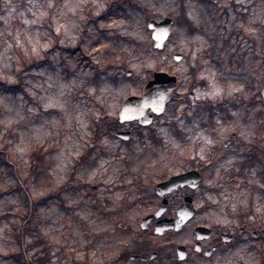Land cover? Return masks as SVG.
Listing matches in <instances>:
<instances>
[{
  "label": "rangeland",
  "instance_id": "rangeland-1",
  "mask_svg": "<svg viewBox=\"0 0 264 264\" xmlns=\"http://www.w3.org/2000/svg\"><path fill=\"white\" fill-rule=\"evenodd\" d=\"M108 1H0V78L15 80L14 68L20 67L22 58H47L45 51L53 48L46 65L25 74L23 91L0 86V152H5L10 164L0 163V191L21 183L31 199H37L62 188L59 196L38 205L32 222L38 229L36 235L50 247L47 264L107 263L125 239H121L120 229L125 220L108 210L127 207L135 199V175H142L147 184L149 172L157 168L174 172L180 159L209 157L216 142L205 111L190 103L189 90L200 101L232 100L228 106L233 119L224 121L217 114L214 123L221 143L231 141V130L241 127L250 115L258 116L257 125L264 124L262 107L254 104L248 109L245 105L252 97L246 94L247 83L254 84V98H260L258 90L264 84V0H189L186 16L197 28L194 31L178 20V0H137L141 9L130 7L128 15L88 23L87 17L98 16ZM239 10L247 13V19L239 17ZM165 16L175 22L165 50L158 51L147 22ZM118 35L137 43L116 41ZM175 52L184 55L181 61L174 60ZM199 65L197 76L202 84L196 85L191 71ZM154 71L178 78L165 115L152 130L138 132L131 145L110 136L96 141L93 154L100 157L92 165L80 167L72 179L75 160L88 151L93 140L95 117L102 112L117 116L123 100L140 94ZM250 123L252 126L254 121ZM39 146L51 153L46 167L35 175L30 170V155ZM227 158L220 166L230 170L227 166L234 157ZM225 177L219 175L218 181ZM67 182L73 184L63 186ZM206 200L217 201L207 216L228 220L225 194L206 195ZM25 210L18 192L12 189L0 195V264H20L2 256L19 250L13 224L21 225ZM140 212L143 209L131 211L129 216L134 219ZM33 239L27 235L28 242ZM244 249L242 253L236 250L232 264L260 262L255 250ZM37 250L39 247L31 253Z\"/></svg>",
  "mask_w": 264,
  "mask_h": 264
},
{
  "label": "flooded vegetation",
  "instance_id": "flooded-vegetation-1",
  "mask_svg": "<svg viewBox=\"0 0 264 264\" xmlns=\"http://www.w3.org/2000/svg\"><path fill=\"white\" fill-rule=\"evenodd\" d=\"M179 15L181 16V12ZM200 82L202 80L193 81L196 85L202 84ZM253 87L252 81L245 86L246 94L252 96L245 105L249 109V106L257 104L262 107L260 113L264 114V84L258 90L260 98H254ZM187 96L193 106L205 111L216 145L207 158H184L176 161L179 169L174 172L159 168L149 172L150 181L147 184L142 175H135V199L127 207L108 210L121 215L118 218L125 220L120 223L121 239H125L114 252L113 259L103 264H232L236 250L242 253L244 248V251L255 250L260 258L258 264H264V124L257 125L258 116L249 118L250 115L248 119L254 121L252 126L245 119L241 127L231 130V141L221 143V136L215 131L214 123L217 114L224 121L233 119L228 106L232 100L225 98L219 101H200L192 90H189ZM172 101L173 97L160 115L149 110L153 118L147 124H142L139 120L122 122L121 109L117 116L109 117L102 112L95 117L98 127L93 128V140L88 151L80 156L86 159L83 166L100 157L93 154L96 141L110 136L131 145L138 132L152 130ZM118 132H127L128 137L123 138ZM178 134L184 135L180 131ZM151 139L158 142L155 134H151ZM224 150L227 151L224 153ZM130 154L134 155L132 152ZM227 157H234L227 166L230 170L220 166L229 159ZM120 159L121 155H118V160ZM221 174L226 177L218 181ZM179 175H187L183 183L172 190L166 189L162 194L159 193L160 183ZM217 194H225L229 199L228 220L224 222L207 216L211 208L216 207L217 201H207L206 195L217 197ZM151 195L157 199L156 202H153ZM185 202L188 207L182 209ZM139 208L143 209V213L140 212L138 217L131 219L130 212ZM170 219L173 220L172 224L165 228L164 221Z\"/></svg>",
  "mask_w": 264,
  "mask_h": 264
},
{
  "label": "trees",
  "instance_id": "trees-1",
  "mask_svg": "<svg viewBox=\"0 0 264 264\" xmlns=\"http://www.w3.org/2000/svg\"><path fill=\"white\" fill-rule=\"evenodd\" d=\"M1 1V0H0ZM179 1V6H180V12L181 16H178V20L181 21L183 20L189 25L190 31L197 30V28L192 24V22L188 19L186 16V11L188 8V1L189 0H178ZM255 3H258V1H255ZM234 7H236L235 3H232ZM130 7H136L141 9V5L137 2V0H109L105 9L96 17L89 16L87 17L88 23L90 21H97L101 18L107 19L108 17L112 15H118V14H123V15H128V11ZM249 8H251L250 5H248ZM3 11L2 9V4L0 5V13ZM247 13L242 12L239 10V15L242 19H247ZM1 16V14H0ZM126 41L130 45L131 44H136L137 41L134 40L131 37H126V36H120L116 38V41ZM53 48H50V50L45 51L46 55L45 57L47 58H22L20 62V67H16L15 69V80H10L9 78H0V86L3 89L6 90H12L13 92H18L19 90L23 91L25 89L26 85V75L28 71L36 68H40L42 65H46L48 63V60L50 58V52H52ZM95 65V64H94ZM97 65H95L96 67ZM125 67V64L123 65ZM99 68H97L96 71H98ZM201 70V65L199 66H193L191 75L194 78L193 81L198 79L197 73H199ZM98 73V72H96ZM97 78L96 76L93 78V81ZM97 120V118H95ZM94 119V120H95ZM94 127H98L97 122L94 123ZM1 159L0 163H3L6 165V167L10 166L9 162L7 159L4 157L5 152L1 151ZM51 153V151L44 150L42 146H39L38 148H33L32 155L31 156V166L30 170L31 173L38 174L40 171L46 167V159L47 156ZM85 158L79 157V159L75 160V163L73 165V171L71 174V178L73 179L79 170L80 167L83 166L85 163ZM70 184L72 185L73 183L67 182L63 186ZM13 192H18L20 194V197L23 199V203L25 204L26 210L23 211L20 215L22 223L18 227L16 224H13V229L16 231V236H17V244L19 246L18 251H12L9 252L7 255H3L2 257L5 258H14L16 261H18L20 264H47L51 259H50V247L47 245L46 240L42 239L38 235H36V232L38 229H36L32 222L34 221V216L36 213V209L39 204L45 203L46 199L48 197H53L55 195L60 194V190L62 188H57L53 192H50L49 194L37 198V199H31L29 190L27 187L23 186L21 183H18L12 187ZM10 190L0 191V195H2L4 192L10 193L12 191ZM30 234L33 236V240L31 242L27 241V235ZM39 247V250H37L34 253H31L34 249ZM81 264H88L87 262L83 261Z\"/></svg>",
  "mask_w": 264,
  "mask_h": 264
},
{
  "label": "water",
  "instance_id": "water-1",
  "mask_svg": "<svg viewBox=\"0 0 264 264\" xmlns=\"http://www.w3.org/2000/svg\"><path fill=\"white\" fill-rule=\"evenodd\" d=\"M173 24L174 19L169 16L163 18L162 20H148V28L152 31L154 48L156 50L162 51L165 49L166 42L172 32ZM262 51L264 53V46ZM173 57L176 61H181L183 59V54L177 52ZM128 74H131V72L129 71ZM177 85L178 78L176 76L164 71L154 72L153 78L145 85L142 94L130 95L124 100L120 113L121 121L139 120L142 124L150 123L153 118V114L148 111L151 110L152 113L157 115L162 114L165 111L167 103L171 101L172 91L177 87ZM191 96L194 98L193 93H191ZM262 96L264 100V88L262 89ZM118 135L123 138L128 137L127 132H118ZM186 176L187 175L174 176L169 181L160 183L158 185L159 193L162 194V191H166V189L172 190L179 183H183ZM187 207L188 203L185 202L182 209H186ZM179 219L177 220V223L180 222ZM172 222V219L164 221V227L167 228L172 224Z\"/></svg>",
  "mask_w": 264,
  "mask_h": 264
}]
</instances>
